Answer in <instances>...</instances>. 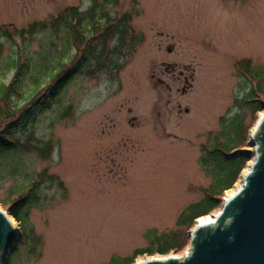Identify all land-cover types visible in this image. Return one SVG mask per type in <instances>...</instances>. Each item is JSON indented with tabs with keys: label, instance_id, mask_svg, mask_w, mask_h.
<instances>
[{
	"label": "rangeland",
	"instance_id": "obj_1",
	"mask_svg": "<svg viewBox=\"0 0 264 264\" xmlns=\"http://www.w3.org/2000/svg\"><path fill=\"white\" fill-rule=\"evenodd\" d=\"M94 1L98 17L129 15L131 28L108 41L104 55L101 41L91 44L94 53L71 46L62 84L41 87L32 101L34 145L51 140L53 154L23 156L19 175L0 180V202L18 178L47 168L55 180L16 223L22 237L8 264H107L174 232L189 240L180 252L134 264L183 259L201 218L187 231L178 218L212 184L200 165L202 149L224 141L226 121L243 120L246 143L234 153L247 162L223 204L257 158L252 131L264 101L256 114L237 102L251 89L240 64L264 77V0H0V28L28 30L67 9L84 14ZM0 43V82L9 84L14 71L4 65L17 58L16 49L5 38ZM65 44L63 33L36 32L22 56L38 77L42 66L57 64ZM14 102L23 111L31 107ZM8 122L0 119V128Z\"/></svg>",
	"mask_w": 264,
	"mask_h": 264
},
{
	"label": "trees",
	"instance_id": "obj_2",
	"mask_svg": "<svg viewBox=\"0 0 264 264\" xmlns=\"http://www.w3.org/2000/svg\"><path fill=\"white\" fill-rule=\"evenodd\" d=\"M98 8L99 6L94 1L90 10L84 14L79 13L77 9H67L50 23L32 24L28 30L15 29L12 33L0 28V41L5 38L15 46L16 50L13 53L17 57L15 60L11 58L10 64L4 65L7 72L14 71L13 79L9 84L0 82V119L9 121L3 128H0V180L9 176L15 178L19 175L21 169L18 166L23 164V156L36 154L42 159L51 158L54 149L51 140L41 141L39 146L34 145V133L31 128L34 123V102L32 101L41 87H49L47 90L49 91L54 85L62 84L61 77L68 73L67 58H69L68 53L71 46L87 47L91 50L89 52L94 53V49L90 47L91 44L101 41L100 51L104 55L108 41L114 40L115 37L121 39L130 30L131 17L129 15H124L120 19H113L109 14H101L98 17ZM36 32H48L55 35L63 33L66 36L65 49L57 64L42 66L38 70V77L34 75V62L27 58V53L25 58L22 56L26 42ZM16 41L21 43L19 47L16 46ZM3 49V43H0V55ZM240 68L241 74L251 85V89L240 102H237V106L255 114L259 113L263 110L264 77L254 71L249 62L240 64ZM53 93L54 96L57 92L54 90ZM42 98L45 99V95L40 99ZM14 101H29L31 107L23 111V108L17 107ZM39 103L47 104L41 101ZM225 123L229 124L227 128L224 127L223 133H221L224 141L219 144L216 140L215 146L202 149L200 165L211 178L212 184L205 190V197L202 201L188 206L179 216L177 226L186 228V231L193 228L196 220L207 217L222 208V198L225 192L232 189L247 162L243 156L234 153L246 143L244 136L246 129L243 120L235 117L232 121ZM18 131H20L19 134H17ZM23 137L25 139L22 140ZM54 180V176L49 175L47 168L38 175L32 174L21 180L18 178L10 189L6 200L0 204L7 208L8 213L16 222L22 223L27 219L29 207L34 204L38 192L47 182ZM188 241L185 233L164 234L152 239L148 247L135 250L130 257L113 258L107 264H134L136 259L144 256H167L173 251L180 252Z\"/></svg>",
	"mask_w": 264,
	"mask_h": 264
},
{
	"label": "water",
	"instance_id": "obj_3",
	"mask_svg": "<svg viewBox=\"0 0 264 264\" xmlns=\"http://www.w3.org/2000/svg\"><path fill=\"white\" fill-rule=\"evenodd\" d=\"M257 127L251 143L259 150L251 174L235 197L224 200L222 211L211 216V226H198L189 253L183 259H151L138 264H264V118ZM21 237V231L0 214V264L9 263Z\"/></svg>",
	"mask_w": 264,
	"mask_h": 264
},
{
	"label": "bare ground",
	"instance_id": "obj_4",
	"mask_svg": "<svg viewBox=\"0 0 264 264\" xmlns=\"http://www.w3.org/2000/svg\"><path fill=\"white\" fill-rule=\"evenodd\" d=\"M264 118V113L260 115V121L258 124H260L261 120ZM257 132H258V127L255 126V128L253 129L252 131V139L254 137L257 136ZM257 152L259 150V148H256L255 149ZM255 162H252L250 165L247 166V168L243 171L242 173V177L240 180L242 181H237L236 185H235V188L236 190L234 192H231V193H228L227 195V198H226V201H229L230 199H232L233 197L236 196L237 192L240 191L245 182H246V178L251 174L252 172V169H253V166H254ZM2 210V211H1ZM0 214L5 218L6 221H8L10 223V225L13 227V228H16L18 229V225L16 224L15 220L11 217H9V215H7L3 209L0 208ZM213 222V219L211 218V216L207 217V218H201L199 221H198V225L199 226H202V227H207V226H211L210 223Z\"/></svg>",
	"mask_w": 264,
	"mask_h": 264
}]
</instances>
